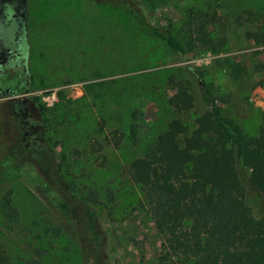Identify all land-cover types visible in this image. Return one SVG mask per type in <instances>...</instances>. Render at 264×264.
I'll return each mask as SVG.
<instances>
[{
	"label": "rangeland",
	"instance_id": "rangeland-1",
	"mask_svg": "<svg viewBox=\"0 0 264 264\" xmlns=\"http://www.w3.org/2000/svg\"><path fill=\"white\" fill-rule=\"evenodd\" d=\"M137 1L146 18L159 19L179 39L185 38L188 10L206 11L227 44L216 54L198 45L185 46L182 54L144 34L123 9L101 0H28L27 5V55L20 64L28 63L26 77L32 79L25 93L31 122L41 126L42 141L35 145L43 143L56 153L78 198L101 203L94 206L107 232L100 264H158L162 238L138 205L141 195L129 165L178 116L168 102L177 75L188 77L195 90L193 107L181 115L186 121L208 109L189 65L202 67L216 103L246 132L256 131L264 112V78L252 55L264 46L246 41L241 27L230 24L234 13L264 6V0H154V6ZM224 57L246 65L248 73L236 77L219 60ZM9 99L0 95V158L21 135L18 120L4 108ZM36 162L27 151L16 166L0 173V200L10 192L20 216L18 223H9L0 211V242L11 264H33L34 221L44 220L61 229L54 249L67 257L66 264H76L72 252L63 250L64 244L73 246L74 238L59 204L64 200L50 186V172ZM257 208V214L264 213ZM52 262L63 264L57 255Z\"/></svg>",
	"mask_w": 264,
	"mask_h": 264
},
{
	"label": "trees",
	"instance_id": "trees-1",
	"mask_svg": "<svg viewBox=\"0 0 264 264\" xmlns=\"http://www.w3.org/2000/svg\"><path fill=\"white\" fill-rule=\"evenodd\" d=\"M153 1L143 0L154 6ZM101 2L123 9L144 34L162 40L182 54L187 52L185 46L190 49L196 45L216 54L227 44L226 37L212 28V16L201 9L188 10L183 28L185 38L183 34L179 39L159 19L146 18L140 11L142 3L137 0ZM225 19L229 25L230 20ZM232 23L241 27L246 41L264 46V6L234 13ZM252 55L257 57L255 70L264 78V47ZM219 60L232 67L236 77L248 73L246 65L229 57ZM23 64L29 70L28 63ZM188 72L201 89L208 109L192 121L181 117L193 107L195 90L188 77L177 75L172 80L176 92L168 102L178 116L163 126L144 154L129 165L130 178L141 195L138 205L162 238L158 264H264V213L255 212V207L264 212V112L256 131L246 132L216 103L212 83L204 79L202 67L189 65ZM31 80L27 77L18 82L7 74L2 82L11 85L16 93H26ZM27 151L36 155V163L42 170L50 172L49 184L64 200L59 204L74 238L73 246L64 244L63 250L72 252L76 264H100L107 232L94 206L101 203L78 198V191L63 175L68 169L57 161L54 151L46 149L43 143L26 148L17 138L0 158V173L16 166ZM0 211L7 222L18 223L19 211L10 192L1 198ZM34 225L38 231L34 236L37 257L33 264H53L55 255L66 264L67 257L54 249L57 239L61 240L60 227L44 220L34 221ZM0 264H11L1 242Z\"/></svg>",
	"mask_w": 264,
	"mask_h": 264
},
{
	"label": "flooded vegetation",
	"instance_id": "flooded-vegetation-1",
	"mask_svg": "<svg viewBox=\"0 0 264 264\" xmlns=\"http://www.w3.org/2000/svg\"><path fill=\"white\" fill-rule=\"evenodd\" d=\"M13 14V11L6 9L5 17L0 19V48L4 52L0 56V86L2 89L9 87V91L17 95V98L9 99L5 103L4 108L6 107V110L18 120L19 124L17 128L18 131L21 130L20 140L28 148L42 141V138L39 136L41 126L36 121L31 122L33 113L30 111L29 98L25 96V92L16 93V89H13L11 85L2 82L3 77L7 74L13 76L18 82L22 79H27V68L23 63L20 64L25 55H27V47L25 46L26 36H28L27 7L24 17H21L16 12L14 16ZM21 88L25 90L24 85ZM1 94L2 90H0ZM7 95L11 96L9 93L5 94V96Z\"/></svg>",
	"mask_w": 264,
	"mask_h": 264
},
{
	"label": "water",
	"instance_id": "water-1",
	"mask_svg": "<svg viewBox=\"0 0 264 264\" xmlns=\"http://www.w3.org/2000/svg\"><path fill=\"white\" fill-rule=\"evenodd\" d=\"M27 7V0H0V19L5 17V10L10 9L14 12L13 16L16 13H19L21 17L25 16V10ZM1 35V31H0ZM1 41V40H0ZM3 49L0 48V56L3 55ZM0 90H2V96H5V94L9 93L11 94V98H17V95H15L14 92L9 91V87H6L5 89H2L0 86Z\"/></svg>",
	"mask_w": 264,
	"mask_h": 264
}]
</instances>
